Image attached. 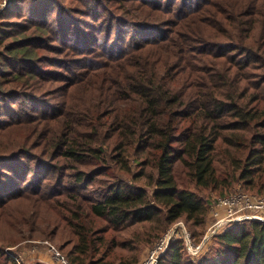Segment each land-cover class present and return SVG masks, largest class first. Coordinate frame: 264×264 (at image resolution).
I'll list each match as a JSON object with an SVG mask.
<instances>
[{
    "label": "trees",
    "instance_id": "obj_1",
    "mask_svg": "<svg viewBox=\"0 0 264 264\" xmlns=\"http://www.w3.org/2000/svg\"><path fill=\"white\" fill-rule=\"evenodd\" d=\"M126 1L0 14V264L37 235L70 264H138L179 220L202 238L204 193L264 195V0ZM216 244L200 264H264V223ZM159 264H192L183 241Z\"/></svg>",
    "mask_w": 264,
    "mask_h": 264
},
{
    "label": "built area",
    "instance_id": "obj_2",
    "mask_svg": "<svg viewBox=\"0 0 264 264\" xmlns=\"http://www.w3.org/2000/svg\"><path fill=\"white\" fill-rule=\"evenodd\" d=\"M13 0H6L5 6L11 5ZM212 223L200 241H197L185 224H178L170 229L139 264H159L161 258L177 241H183L189 254L201 256L211 245L213 239L227 232L236 225L248 221L264 223V195L251 194L238 188L226 197H215L211 204ZM54 259L60 264H70L67 258L54 246L50 245ZM17 262L20 261L16 258Z\"/></svg>",
    "mask_w": 264,
    "mask_h": 264
},
{
    "label": "rangeland",
    "instance_id": "obj_3",
    "mask_svg": "<svg viewBox=\"0 0 264 264\" xmlns=\"http://www.w3.org/2000/svg\"><path fill=\"white\" fill-rule=\"evenodd\" d=\"M5 1L6 0H0V14L3 13L4 11H6V10L11 9L14 6V3H15V0H13L11 5H9L7 7L5 6L4 8H2L5 5ZM125 5H128L130 8H132L133 6L137 5V3H135V0H127L125 2ZM121 14L123 15V13H121ZM128 14L131 16L130 19H132V17L138 15L139 13L138 12H133V11L132 12L131 11H127L126 15L128 16ZM51 64H53V63L52 62H48L47 64H45V66H48V68H54L55 66L51 65ZM4 139L9 140V137L6 136ZM133 169H134V172H137L138 171V166L136 164H134ZM177 178H178V181H179L181 186H184V185H186L188 183V178L180 170L177 171ZM143 182H144V179H143V181H140L137 184L139 186H143ZM238 188H241V189L245 190L246 192H249V191H247V189L243 185L235 184L232 187V189L227 191L224 195H220L218 193H210V192H206L204 194L205 195L207 194V196L209 197V199H211V202H212V200L215 197H226V196H229L231 193H233L236 190H238ZM249 193H251V194L255 193V195L259 194L256 190H254L253 192H249ZM260 195H262V194H260ZM210 209H211V207H210ZM182 223L185 224V226L190 229V227L188 226V224L186 223V221L184 219L183 220H179L176 223L170 225L167 228V230L161 235V237H163L170 229L175 228L178 224H182ZM210 223H212L211 210L209 211L208 216H207V222H206V225H205V229L203 231H202V229H196L197 232L195 231L196 233H198L199 237L201 235L202 238H203L204 234L208 230V225H210ZM220 235H218V236H220ZM160 238L151 240V243H148V242L140 243V244L135 243V245L138 248V254L137 255H139V263L149 254V252L159 242ZM216 238L213 239V242L211 243V245L206 249L205 253L202 254L201 256H193V255L189 254V261L192 264H200L201 262H203L205 260V258L207 256L211 255L210 257H212L213 256L212 253H213L214 249L217 247ZM195 239L197 241L201 240V239L199 240L197 238H195ZM61 242L62 241H60V240L53 241L50 238L46 239V238L42 237L41 235H37L33 239L22 241V242L18 243V245L16 244L17 246L15 245L14 247L6 249V253L8 255H10L14 259L17 258L20 261L19 264H60V262L58 260L53 258L52 253L50 251V245L56 247L61 252V254L66 257L67 256L66 253L59 249ZM70 248H71V246L68 247L67 250H69ZM17 252L19 253V258L17 257L18 256ZM46 256H48L47 261H45L46 260ZM67 260L70 263L68 258H67Z\"/></svg>",
    "mask_w": 264,
    "mask_h": 264
},
{
    "label": "crops",
    "instance_id": "obj_4",
    "mask_svg": "<svg viewBox=\"0 0 264 264\" xmlns=\"http://www.w3.org/2000/svg\"><path fill=\"white\" fill-rule=\"evenodd\" d=\"M47 259H48V256H46V260L45 261H47ZM49 263V262H48Z\"/></svg>",
    "mask_w": 264,
    "mask_h": 264
}]
</instances>
